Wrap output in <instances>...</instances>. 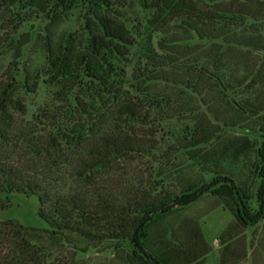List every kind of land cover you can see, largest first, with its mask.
<instances>
[{"label": "trees", "instance_id": "obj_1", "mask_svg": "<svg viewBox=\"0 0 264 264\" xmlns=\"http://www.w3.org/2000/svg\"><path fill=\"white\" fill-rule=\"evenodd\" d=\"M174 1L140 0V5L174 13ZM77 2L85 6L88 38L76 43L66 40L62 46L47 50V81L57 87L53 98L60 106L43 110L31 122H22L10 113L23 109L15 98L12 70L0 83V195L35 197L37 216L46 225L45 229H34L12 220L0 221V264H70L56 259L54 251L64 248L75 255L102 245L116 255L123 253L127 264H203L210 248L196 224L188 222L182 240L178 236L182 229L165 233L161 228L176 210L203 195L220 199L233 218L217 238L218 263L239 264L250 256V264H256L257 251L251 240L246 245L244 231L264 216V170L259 173L261 182L254 194L256 210L249 205L247 191L225 173L211 170L208 179L176 177L168 186L133 172L137 160L153 157L157 149L155 136L146 127L152 122L151 112L163 105L162 99L146 95L130 97L122 90L119 70L106 59L107 55L123 57L133 45L132 31L124 26L125 16L120 12L126 6L124 0H0V19L10 29L33 15L55 24ZM178 15L174 14L179 17L181 31L199 39L222 41L214 49V64L223 65L225 54L235 47L245 48L247 57L249 51L264 53V37L255 30L236 33L226 23L215 28L206 24L208 21L202 25L196 14ZM10 35L0 36V49L10 41ZM164 35L166 38L158 41L159 49L173 52L179 42L176 33L164 31ZM26 43L22 37L16 41L17 55ZM145 63L142 76L135 79L136 93L142 94L149 88L147 83L154 81L188 87L196 96L204 94L203 103L214 122L195 118L190 136L175 143V152L185 150L193 158H205L212 164L218 152L237 160L253 148L246 138H240L228 141L220 151L211 146L202 150L217 140L222 129L244 125L240 129L252 133L247 123L264 119V115L259 116L264 113L263 100L241 104L224 101L230 115L211 108L221 101L220 90H248L258 82L264 88V58L253 62L244 77L228 86L216 77L201 84L202 73L166 67L162 58L155 56ZM200 71L207 73L205 68ZM31 79L24 78L26 92L34 89ZM171 111L175 116L183 109L177 106ZM257 132L263 141L256 156L264 162V120ZM8 207L0 200V213Z\"/></svg>", "mask_w": 264, "mask_h": 264}, {"label": "rangeland", "instance_id": "obj_2", "mask_svg": "<svg viewBox=\"0 0 264 264\" xmlns=\"http://www.w3.org/2000/svg\"><path fill=\"white\" fill-rule=\"evenodd\" d=\"M124 2L126 6L120 9V12L125 16L124 26L132 31L133 45L124 52L123 57L107 55L106 59L119 70L123 82L122 90L130 97L140 98L146 95L149 98L162 99L163 105V109L151 112L152 122L146 127L155 136L157 149L153 157L137 160L133 164V172L143 179L153 180L156 184L162 182L168 186H172L176 177L192 180L203 176L208 179L211 176L209 173L211 170L225 173L231 176L238 186H242L247 191L250 197L249 205L251 209L256 210L254 194L261 182L259 173L264 170V162L256 156V150L263 141L257 130L264 119H251L249 124L247 123L246 127H249L252 133L240 129L244 125L239 128L222 129L217 140L204 146L202 150H207L211 146L212 150L220 151L221 146L228 141L240 138H246L253 148L237 160L218 152L217 158H214L211 164L206 162L205 158H193L191 153L185 150L175 152L173 148L177 141L190 136L195 118L199 119L202 116L203 120L213 122L207 106L203 103L204 94L196 96L188 87L173 86L163 81L147 83L149 88L145 89L146 91L142 94L136 93L134 86L135 79L143 74L145 60L153 56L162 58L163 65L166 67L202 73L201 84L205 79L215 81L216 78L227 86L237 82L247 74L253 62L264 58V53L249 51L250 54L247 57L245 48L235 47L225 54L223 65L214 64L217 58L214 49L219 48L222 41L199 39L191 32L181 31L179 17H175L174 14L179 13L180 16L196 14L202 25L208 21L206 24L217 28L222 23H226L236 33L255 30L264 37V0H175L174 13L169 10L155 11L153 7L145 9L140 5V0H124ZM84 7L83 4L77 2L75 7L55 24H49L45 18L33 15L31 19L20 23L15 29H10L9 26L6 27V22L0 19V36L4 38L6 34L11 33L10 41L4 43L0 49V83L5 81L7 72L12 70L17 88L15 98L23 105V109L16 113L10 110V113L18 116L22 122H31L43 110L51 111L60 106V103L53 98V92L57 87L50 85L47 81L50 74L47 50L48 47L62 46L66 40L75 43L85 42L88 33L85 26ZM4 11L7 13V10L4 9ZM12 12L19 11L12 9ZM19 14H22V11ZM164 31L169 34L176 33L175 37L179 42L172 49L173 52L161 51L157 45L159 39L166 38ZM21 37L27 43L20 47L17 55L14 48L16 41ZM200 68H205L207 73L200 71ZM25 76L32 77L31 82L34 84V89L31 92H26L24 89ZM219 93H221V101L214 102L211 108L222 114L225 112L227 115L231 112L226 111L224 101H235L239 104L245 100L264 101V88L259 82L248 90L240 87L223 92L220 90ZM177 106L183 111L174 116L171 110ZM194 111L196 112L193 113ZM262 115L264 113H259V116ZM163 153L167 154L166 159L162 158ZM207 170L209 171L206 172ZM0 200H5L9 206L6 211L0 213V221L12 220L25 227L46 228L45 223L37 216L35 197L10 194L0 195ZM232 220V215L220 199L211 195H203L190 206L176 210L164 221L161 228L165 229V233L182 229V232L178 234L182 240L188 231V222H193L198 226L204 242L210 248L203 264H219L217 238L232 223ZM244 238L246 245L251 240L253 250L257 251L256 264H264V216L256 225L245 229ZM67 251L64 248H58L54 251V257L65 259L70 264H127L123 253L116 255L105 245L87 249L75 255H70ZM239 264H250V256Z\"/></svg>", "mask_w": 264, "mask_h": 264}]
</instances>
